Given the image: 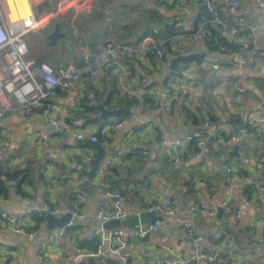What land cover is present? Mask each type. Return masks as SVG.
Segmentation results:
<instances>
[{
	"label": "crops",
	"instance_id": "1",
	"mask_svg": "<svg viewBox=\"0 0 264 264\" xmlns=\"http://www.w3.org/2000/svg\"><path fill=\"white\" fill-rule=\"evenodd\" d=\"M28 1L43 24L50 23L51 29L57 24L63 34L51 44L40 30L39 34H32L38 41L36 48L26 42L32 58L55 70L67 67L72 60L82 68L106 42L135 47L145 39L175 33L182 35L185 52L202 56L183 63L177 59L186 56L185 52L169 48L161 60L151 54L130 57L123 61L124 70L111 79L100 77L89 83L82 76L81 82L67 94L59 90L50 93L49 102L58 110L50 112L48 120L89 134H95L106 121H89L99 115V105L105 110L129 109L130 113L123 117V128L107 138L104 150L111 157V165L105 174L99 168L92 175L86 174L92 168L95 152L88 142L54 137L50 148L36 142L38 134L51 129L41 112L28 116L10 114L0 119V127L6 131L0 140V210L16 217L18 225L26 230L38 229L32 240L0 229V264H82L84 255L95 253L99 246L106 257H90V264L116 263L117 255L109 251L101 236L94 235L101 228L95 212L101 206L112 207L115 199L109 194L116 192L125 197L121 204L127 212L125 219L146 213L144 218L149 219L145 223L153 220L144 211L145 206L179 195L177 212L161 216L160 227L148 238L135 239L128 232L130 227H116L125 231L128 264L173 261L177 255L187 258L199 251L223 254L221 261L210 264H264V227L256 222L258 218L264 220V169L256 165L264 152V30L257 34L258 54L236 68L235 54L249 44L247 30L239 28L237 35L231 37L211 25L205 38L191 39L186 31L208 12L204 4L193 0H184L188 7L183 11L174 8V0H74L57 14V0ZM237 2L253 24L260 22L262 14L252 1ZM224 4L225 0H211V8L230 20V15L222 10ZM177 21L182 22L179 28L175 27ZM214 64L218 68L214 69ZM234 77L244 89L241 94L232 81ZM118 79L125 93L144 90L139 110L132 106L138 100L125 93L112 97ZM177 81L192 84L196 90L178 97L174 112L163 113L160 106L171 103ZM216 121L224 127L209 134L201 157L193 158L196 148L188 136L203 122ZM251 122L257 124L253 135L241 133ZM209 130L212 132V128ZM161 135L170 141L181 139V145L163 143ZM231 135L236 137L235 143L228 142ZM50 151L55 153L54 158L48 157ZM141 151L145 154L139 155ZM224 165L231 166L235 183L247 177L242 191L224 189ZM10 180L14 184H9ZM78 195L85 200L77 201ZM197 196L205 201L212 215L186 211ZM46 204L73 207L85 218L61 229L48 230L44 216L26 215L28 209L38 210ZM225 207H231L233 212L226 213ZM184 224L192 230V243Z\"/></svg>",
	"mask_w": 264,
	"mask_h": 264
},
{
	"label": "built area",
	"instance_id": "2",
	"mask_svg": "<svg viewBox=\"0 0 264 264\" xmlns=\"http://www.w3.org/2000/svg\"><path fill=\"white\" fill-rule=\"evenodd\" d=\"M74 0H57L54 14L60 13L67 9ZM196 3L204 4L208 12L202 15L194 24L190 25L186 31L191 39H203L209 31L211 25L216 26L221 32H226L229 36L237 35L238 29L247 30L249 38L248 46L236 55L235 67L240 68L246 64L252 57L259 52L257 34L264 30V0H245L252 1L258 10L261 12L259 23L253 24L248 16L247 11L241 6L237 0H225L222 7L223 12L230 15V20L223 19L218 12L211 8V0H193ZM23 2L27 6L28 14L23 15ZM25 6V7H26ZM173 6L176 9L186 10L188 3L182 0H174ZM43 25V20L38 19L32 10L28 0H0V119L10 114L18 116H28L34 112H41L44 120L48 121L51 129L48 132L40 133L36 136V142L41 143L45 148H50L52 138L60 137L70 142H88L89 144H98L105 147L107 138L110 133L120 131L125 125V118H109L99 128L95 134L86 133L82 129L64 128L58 126L54 120H48L50 112L58 110V107L49 102L50 93L54 90H59L62 94H67L72 86L81 82L82 76L89 83H94L98 78L111 79L114 74L121 73L124 70L123 61L130 57H143L147 54L153 55L156 59L161 60L171 48L177 53H184L185 48L182 46V35L175 33L168 37H158L155 39H145L138 43L137 46H121L112 42H106L101 50L92 54L88 61L79 68L75 61H71L65 68L53 69L50 65L42 60L34 59L29 54V48L24 40L25 35L40 33V28ZM182 22L177 21L175 27H181ZM186 55H191L192 52H185ZM218 68V64L212 66ZM236 84V89L239 94L244 92L243 87L238 85L239 79L232 78ZM172 93V101L169 105L161 104L160 109L163 113L169 114L177 108V98L181 97L187 91H195L196 87L192 84L184 82H176ZM126 92L124 85L118 79L112 97L119 98ZM144 90L131 91L128 94L131 98L138 100L132 106L135 110L141 108V96ZM212 94L216 97V90H212ZM262 95L264 96V83L262 84ZM4 100V101H3ZM224 127L222 122H203L199 127H196L188 136V139L194 142L196 152L192 154L193 158H200L205 146L206 137ZM257 127L256 122H251L246 128L240 130L241 133H250L253 135V130ZM212 128V132H210ZM6 135L3 127H0V140ZM163 143H170L173 146H180L182 140H169L164 135L160 136ZM228 142L235 143L236 137L229 136ZM143 151L139 155H144ZM49 158H54L53 151L48 152ZM244 164L248 160L244 159ZM111 165V157L105 154L100 161L99 171L105 174ZM256 165L260 169H264V152L261 153ZM221 180L225 190L234 188L242 191L248 183L247 177H242L239 182L235 183L233 170L230 165H224L221 171ZM14 180H10L9 184H14ZM115 199L112 207L101 206L95 212L97 221L106 222L110 220L121 221L126 218L127 212L121 207L125 201V197L120 193L109 194ZM77 201H84V196H76ZM179 195L174 194L171 197H163L158 201L152 202L145 206L144 211L154 213V218L151 222L145 224H137L128 229L129 234L139 240H144L154 234L161 224V216H173L178 210ZM245 205L249 202L244 200ZM257 211H260L256 207ZM188 213H205L212 215L211 210H208L205 201L198 197L186 209ZM226 213H232L231 207H225ZM44 214L60 217L65 214H70L72 218L84 219L85 215L73 207L61 208L59 206L44 205L41 209H28L26 215H34L36 218H41ZM236 217H239V212H235ZM0 229L8 230L17 234L26 236L29 240L34 239L38 229L26 230L17 223L16 217H9L5 211L0 210ZM264 227V220L258 218L256 221ZM185 233L189 238V242L195 241L192 230L188 224H184ZM125 231L121 228H116L103 232L100 228L94 235L101 236L104 242L107 243L111 253L116 254L118 261L114 264H128V257L125 254L127 242L124 239ZM93 238L92 236L88 239ZM6 245V244H4ZM7 246V245H6ZM158 247L171 252V249L163 244H158ZM82 264H90V257H106L102 251V246H99L95 253L84 255ZM223 254L217 251H199L195 252L190 257H182L177 255L173 261H157L156 264H198L199 262L215 263L223 259Z\"/></svg>",
	"mask_w": 264,
	"mask_h": 264
},
{
	"label": "water",
	"instance_id": "3",
	"mask_svg": "<svg viewBox=\"0 0 264 264\" xmlns=\"http://www.w3.org/2000/svg\"><path fill=\"white\" fill-rule=\"evenodd\" d=\"M40 30L44 33L45 39L48 40L51 44H53L56 41V39L63 37V34L59 32L57 24L54 25L53 29H51L50 23H45L41 26ZM201 56L202 54H191V55L180 57L177 60L184 63L189 60L200 59ZM98 109L100 112L99 115L96 118L89 120V121L102 122L109 118H123L130 113L129 109L127 108L126 109L117 108L114 110H105L104 108H102L101 105H99ZM89 146L93 148L95 152L93 155L92 168L90 169L88 173H86L88 176L92 175L95 171L98 170L99 163L104 158V155H105V150L102 146L98 144H89ZM147 215L151 217L152 219L154 218V213H148ZM43 216L46 220V229L48 230L61 229L69 225L70 223H77V219L72 218L70 214H65L60 217H53L52 215H49V214H44ZM144 216H146V213H140L138 216L133 217V218H127L121 221H118V220H110L106 222L98 221L97 224L99 227L106 229V230H111L119 226L133 227L139 223L147 222L149 218L148 217L144 218Z\"/></svg>",
	"mask_w": 264,
	"mask_h": 264
},
{
	"label": "rangeland",
	"instance_id": "4",
	"mask_svg": "<svg viewBox=\"0 0 264 264\" xmlns=\"http://www.w3.org/2000/svg\"><path fill=\"white\" fill-rule=\"evenodd\" d=\"M33 38L34 37L32 36V34L29 33V34L25 35L24 40H25V42L28 43V46L31 43V45H33V47L36 48L38 46V41L34 40ZM29 54H31V53L29 52Z\"/></svg>",
	"mask_w": 264,
	"mask_h": 264
},
{
	"label": "trees",
	"instance_id": "5",
	"mask_svg": "<svg viewBox=\"0 0 264 264\" xmlns=\"http://www.w3.org/2000/svg\"><path fill=\"white\" fill-rule=\"evenodd\" d=\"M227 47L230 48L231 46L227 45ZM210 48H211V47H210ZM228 48H227V49H228ZM240 52H242V50L238 51L235 55L239 54ZM132 102L134 103L135 101H132ZM133 103H132V104H133ZM12 176H14V175H12ZM12 176H11V178H12ZM1 186H3V182H1V180H0V187H1ZM35 229H36V228H35Z\"/></svg>",
	"mask_w": 264,
	"mask_h": 264
},
{
	"label": "bare ground",
	"instance_id": "6",
	"mask_svg": "<svg viewBox=\"0 0 264 264\" xmlns=\"http://www.w3.org/2000/svg\"><path fill=\"white\" fill-rule=\"evenodd\" d=\"M22 8L24 9V7H23V5H22ZM24 13H23V15L25 14V11H23Z\"/></svg>",
	"mask_w": 264,
	"mask_h": 264
}]
</instances>
